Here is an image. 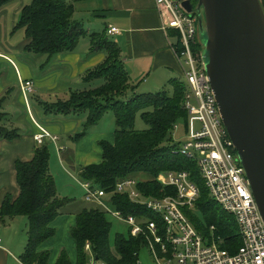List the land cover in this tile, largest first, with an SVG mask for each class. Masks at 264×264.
<instances>
[{"label": "trees", "instance_id": "obj_1", "mask_svg": "<svg viewBox=\"0 0 264 264\" xmlns=\"http://www.w3.org/2000/svg\"><path fill=\"white\" fill-rule=\"evenodd\" d=\"M8 2L10 0H0V8ZM193 2L196 5L198 0ZM74 13V5L68 0H32L21 9L14 30H24L28 40L25 49L28 52L47 55L48 60L58 54L74 51L85 36L91 40V50L106 53L102 62L82 76V80L89 85L97 79L103 80L101 84L72 90L65 100L39 102L44 112L51 116L86 115L83 131L72 136L75 140L83 138L88 127L98 124L108 111H113L115 140L113 143L105 139L99 141L102 160L82 166L78 170V180L83 183L90 181L95 187L104 189L108 206L114 211H121L124 217L145 214L153 220L154 214L145 209L141 211L142 207L133 202L128 194L117 191V182L147 173L152 179L138 182V189L149 197H160L166 192L162 189L160 175L171 170H187L201 190L196 209L189 214L190 219L199 231L208 232L214 226L222 238V247L236 252L241 248L242 241L235 218L213 200L199 173L197 162L176 152L181 143H171L174 125L187 121L188 117L183 106L187 88L185 79L170 80L172 93L167 88L135 92L136 86L132 84L122 59L123 52L108 34V29L88 33L84 25L73 18ZM168 35L176 49L181 50L182 36L179 31L170 28ZM192 49L203 50L197 38ZM4 104L5 97L0 98V139L13 141L21 133L18 128L6 125L8 116ZM138 114L147 122L148 128L138 130L135 127ZM49 143L54 145L49 139L42 145L37 144L35 154L29 161H15L20 191L16 199L7 194L0 207V226L16 216L27 217L28 242L21 255L24 264H49L51 252L40 250V246L55 236L53 221L72 203L69 197L57 192L51 173ZM108 214L112 215L95 203H89L87 208L79 211L70 230L76 242L77 258L72 262L68 252L63 249L55 264H86L89 260V252L86 251L88 243L94 257L106 264H138L139 253L146 246V240L133 236L129 227L128 234L116 233L112 249L109 236L112 222Z\"/></svg>", "mask_w": 264, "mask_h": 264}, {"label": "crops", "instance_id": "obj_2", "mask_svg": "<svg viewBox=\"0 0 264 264\" xmlns=\"http://www.w3.org/2000/svg\"><path fill=\"white\" fill-rule=\"evenodd\" d=\"M28 1L10 0L0 8V98L5 97L4 111L8 116L6 125L18 128L21 133L13 141L0 139V207L7 194L13 196L14 199L18 197L20 187L16 180L15 161L18 159L29 161L33 158L34 149L38 146L34 139V134L39 132L37 124L47 128L52 134H58L61 138L57 144L53 143L54 152H56L55 149L57 150L56 147L64 148L60 153L61 164L66 165L67 163L71 172L72 169H77V166L81 168L86 164L100 163L102 151L99 141L105 139L113 143L115 140L114 130L93 129L99 128L100 122L88 127L83 138L75 140L72 136L82 132L86 115L60 117V114H56L51 116L44 112L42 106L32 108L33 99H36L38 103L41 100L49 101L55 97L60 99L54 96L55 93H68L69 95L72 90L90 88L92 85L82 80V76L88 69L102 62L106 53L101 50L97 53L91 52L93 51L91 40L81 47L79 46L80 41L74 51L54 56L56 60L54 58L48 60L47 57L41 55L36 61L32 55L26 53L28 51L25 46L28 40L25 38L24 30H14L21 9ZM91 2L93 9L91 16L100 18V24L96 27L98 29H88L87 32H101L106 28L109 30L110 26L118 28V32L110 36L115 39L123 52L122 59L132 84L136 86L135 92H154L170 87L169 83L173 78L185 79L183 66L171 46L170 36L163 29L155 0H91ZM27 55L30 57L29 60L25 58ZM43 62L46 64L51 62V66L42 71L40 78L34 81L32 66ZM60 75L67 79H58ZM26 80H30L34 86L33 93H28V97L23 94L22 88ZM65 80L68 81V85ZM16 85L18 86L17 91H15ZM62 135L70 139L68 145L64 143ZM96 148L101 153H98ZM70 171L67 170V172ZM77 213L78 209L63 213L53 221L52 226L56 228L55 236L40 246V250L51 252L49 264H55L61 250L69 251L65 245L66 240L68 242L73 240L75 251L76 242L74 237H71L70 230L75 225ZM14 223L22 228L20 236H17V230L12 228ZM2 225L8 228H4L7 235H0L2 239L0 264H24L21 261V255L28 242V220L22 216H16ZM69 252L72 255L70 259L74 262L75 253Z\"/></svg>", "mask_w": 264, "mask_h": 264}, {"label": "built area", "instance_id": "obj_3", "mask_svg": "<svg viewBox=\"0 0 264 264\" xmlns=\"http://www.w3.org/2000/svg\"><path fill=\"white\" fill-rule=\"evenodd\" d=\"M155 4L163 29L166 32L170 28L177 29L182 36L181 50L176 49L172 42L171 46L183 66V77L187 84L183 106L188 114L185 122L188 139L175 150L197 162L199 173L213 200L235 218L241 234V248L234 253L223 248L222 238L214 226L208 232L196 228L189 214L196 209L201 190L187 170H171L163 174L160 181L166 192L160 197H149L141 192L136 178L129 177L117 182V191L128 194L133 202L142 207L141 211L145 209L154 214L153 220L145 214L124 217L121 211H114L105 200V190L95 187L90 181H80L84 199L125 221L133 236L146 240L152 262L145 264H264V217L222 119L215 91L207 75L203 50L192 49L197 38V15L187 12L181 1L155 0ZM116 32L118 28L110 26L108 34ZM22 88L26 97L34 90L30 80H26ZM37 126L39 132L34 134V139L38 145H42L46 137H50L54 143L59 140L57 134ZM179 129L180 123L175 124L172 134ZM88 248L89 243L86 251L91 252V257L86 264H106L97 260Z\"/></svg>", "mask_w": 264, "mask_h": 264}, {"label": "water", "instance_id": "obj_4", "mask_svg": "<svg viewBox=\"0 0 264 264\" xmlns=\"http://www.w3.org/2000/svg\"><path fill=\"white\" fill-rule=\"evenodd\" d=\"M181 1L205 34L203 60L264 217V11L260 0Z\"/></svg>", "mask_w": 264, "mask_h": 264}, {"label": "rangeland", "instance_id": "obj_5", "mask_svg": "<svg viewBox=\"0 0 264 264\" xmlns=\"http://www.w3.org/2000/svg\"><path fill=\"white\" fill-rule=\"evenodd\" d=\"M68 1L70 3H72V4L74 3L73 5H74L75 13H74L73 18L76 21H78L80 23H83V25H85L84 28L86 30L92 29V28H94L93 30L98 29L96 27H97V25L100 24V18H98L96 16L95 17L91 16V12L93 10L92 9L91 0H83L82 2H80V0H68ZM31 2H32V0H29L27 2V4H30ZM193 3L195 4L196 2H193ZM196 34H197V40H198V42L200 44V47L203 48V44L202 43L206 40V36H205V34H202L201 31H200L199 21H197V32H196ZM87 42H90V38H88L87 36L86 37H82L79 46L81 47L82 45L86 44ZM203 50H204V48H203ZM91 52H96L97 53L98 50L91 51ZM26 53L32 55L33 58L36 59V61L42 55V54H36V53H32V52H26ZM44 57H47V55H44ZM56 57L54 58V60L57 59ZM25 58L28 59L30 57L27 55ZM54 60H53V62H54ZM35 62H33V63H35ZM50 66H51V62L48 63V64L43 62V63H40V65L37 64V65L32 66V68H33V70H32V73H33L32 78L34 79V81H37L40 78L41 72L44 71V70L49 69ZM88 68H91V67H88ZM55 79H57V77ZM58 79H67V78H65V77L63 78V75H60ZM102 82H103L102 79L101 80L97 79L91 85H92V87H96L97 85L101 84ZM84 83H83V85H84ZM66 84L67 85L69 84L68 81H66ZM17 85H16L15 91H17V89H18ZM83 85H82V87H83ZM167 90H169L168 92L172 93V88L171 87H168ZM15 91H14V93H15ZM30 94H32V93H30ZM67 94L59 92V93H55L54 96H58L60 99L65 100V99H68V97H69V95H67ZM55 100H58V99L55 97V98H53L52 100H49V101L50 102H55ZM31 104H32V108L33 109H35V106L40 108V105H39V103L37 102L36 99H33ZM60 115H61L60 117H65V115H62V114H60ZM71 116H74V115H71ZM114 121H115V116H114L113 111H108L105 114V117L103 116L101 118V120H99V122H100L99 128H93V129H96V130L100 129V130H106V131L108 129H110V130L113 131L116 128V122H114ZM135 121H136L135 127L138 130L146 129V128L149 127L147 122L144 121L143 118L140 117L139 114L136 116V120ZM185 122H186L185 120L182 121L180 123V129L173 133L174 136L172 138L171 143H173V144L174 143H183L184 141H186L188 139V134L185 131V129H186L185 128ZM81 131H83V128L81 129ZM50 133H52V132H50ZM62 138L65 141L64 143L68 145V142L70 141V139L67 138L66 135H62ZM46 139L50 140V137L49 138L46 137ZM60 140H61V138H60ZM52 142H54V141H52ZM57 143L58 142L56 140L55 144H57ZM49 145H50L49 148H50V152H51V159H50L51 173L54 176L55 181H56L57 192L59 194L63 195V196L69 197L72 200V203L64 208L65 209L64 213H70V212H73V211H75L77 209H78V212H79L82 209L87 208L89 206V203L88 202L86 203L85 200H84V195H85L84 194V190H83V187L81 186L80 180H78V178H77L79 176L78 170L80 169V166H77L79 169L78 168L75 169V170L72 169V173L73 174H71L70 173L71 171H70V168H69L68 164L67 163H66V165H64V163H63V165L61 164L62 161H61V158H60V153H61L62 149H59V147H56L57 150L55 149V151L57 152V155H58L57 156L56 152H54L53 145L51 143H49ZM96 151L98 153H101L100 151H98L97 148H96ZM101 158H102V155H101ZM81 164H83V163H81ZM67 170H69L70 172H67ZM162 175H160V177ZM135 178L137 179V181L139 183H143V181L152 179L150 177V175L147 174V173L138 174V175L135 176ZM23 217L27 219V217L22 216V218ZM108 218L112 222V228L110 229L109 236H110L111 247L113 249L116 233L120 232V233H123V234H128L129 226L127 225L126 222L119 220L116 216L114 217L111 214H108ZM4 228H8V227L5 226V225L0 226V235L1 234L7 235V231ZM9 228L10 229L13 228V229L17 230V236H20V234L22 233V228H20V225L17 224V223L16 224L14 223V226H12V228L11 227H9ZM65 245L69 249V251H72L73 253H75L74 258L76 259L77 251H76V249H75L76 252L74 251L75 243L73 242V240H72V242H71V240H70V242H68L66 240L65 241ZM88 249L90 250V248H88ZM69 251H67L68 254H69V257L72 258V255H70ZM90 257H91V252L89 253V259H90ZM138 262H140L142 264L151 263L152 262V259H151V256H150V251H149V249L146 246L141 248V251H140L139 257H138Z\"/></svg>", "mask_w": 264, "mask_h": 264}, {"label": "flooded vegetation", "instance_id": "obj_6", "mask_svg": "<svg viewBox=\"0 0 264 264\" xmlns=\"http://www.w3.org/2000/svg\"><path fill=\"white\" fill-rule=\"evenodd\" d=\"M260 3L262 4L263 11H264V0H260Z\"/></svg>", "mask_w": 264, "mask_h": 264}]
</instances>
